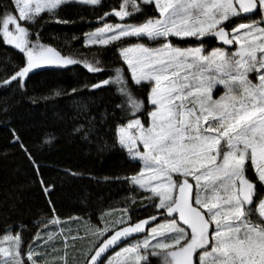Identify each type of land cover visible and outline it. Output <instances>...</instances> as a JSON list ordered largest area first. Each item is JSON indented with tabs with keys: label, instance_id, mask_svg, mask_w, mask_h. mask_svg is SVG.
Returning a JSON list of instances; mask_svg holds the SVG:
<instances>
[{
	"label": "snow or ice",
	"instance_id": "snow-or-ice-1",
	"mask_svg": "<svg viewBox=\"0 0 264 264\" xmlns=\"http://www.w3.org/2000/svg\"><path fill=\"white\" fill-rule=\"evenodd\" d=\"M70 3L103 7V0L0 4V43L21 56L0 87L24 94L41 70L77 65L105 73L84 85L89 97L119 84L99 119L90 115L74 131L89 142L109 136L135 165L113 179L151 212L133 218L129 203L118 218L103 211L95 222L86 214L62 218L49 197L50 215L33 221L34 243L19 226L4 229L0 264H49L57 244L61 264H69V249L78 252L72 264H264V0H117L82 42L112 53L114 74L99 59L45 42L46 16L71 23L60 17ZM71 93L78 99L80 89Z\"/></svg>",
	"mask_w": 264,
	"mask_h": 264
},
{
	"label": "trees",
	"instance_id": "trees-1",
	"mask_svg": "<svg viewBox=\"0 0 264 264\" xmlns=\"http://www.w3.org/2000/svg\"><path fill=\"white\" fill-rule=\"evenodd\" d=\"M8 3L9 0H0V4ZM115 3L117 0H103V7L96 9L66 4L60 17L72 22L65 24L46 16L42 27L45 42L65 54L90 61L99 59L114 74V55L103 51L102 46H86L82 42L84 33L100 26L96 16ZM20 59L16 50L0 43V79L6 74L4 69L11 72L15 66L12 62ZM102 75L105 73H92L77 65L70 69L41 70L30 77L24 94L15 88L0 87V235L5 228L19 226L25 243H34L33 221L50 215L49 197L62 218L86 214L95 222L97 213L122 211L129 203L133 218L150 214L147 201L133 200L127 186L113 179L135 167L125 153L107 135L89 142L74 131L79 124L87 127L90 115L99 119L103 108L118 99L119 94L113 89H118L119 84L106 86L107 90L99 96L87 95L84 85ZM129 85L139 98H144L142 89L131 81ZM73 87L80 89L78 99L72 98ZM57 90L64 94L56 96ZM5 107L7 112L3 111ZM11 129L24 141L31 158L14 142ZM46 136L55 139L46 144ZM69 170L78 175H70ZM40 177L44 185L54 186L48 193L43 190Z\"/></svg>",
	"mask_w": 264,
	"mask_h": 264
},
{
	"label": "rangeland",
	"instance_id": "rangeland-1",
	"mask_svg": "<svg viewBox=\"0 0 264 264\" xmlns=\"http://www.w3.org/2000/svg\"><path fill=\"white\" fill-rule=\"evenodd\" d=\"M70 4H72V3H70ZM214 44H215V42H213V41L209 42V46H213ZM106 214H108L110 217H117L118 218L121 215V211H110ZM65 230H67V229H65ZM59 251H60V248H59V245L57 244V251L56 252H50L49 264H61V259H60V256L58 255ZM77 255H78V252H73L71 249H69L68 256H67V259L69 260V264H72V262L74 261V259ZM5 259H7V258L4 257L2 254H0V261H3ZM153 264H157L156 258H153Z\"/></svg>",
	"mask_w": 264,
	"mask_h": 264
}]
</instances>
